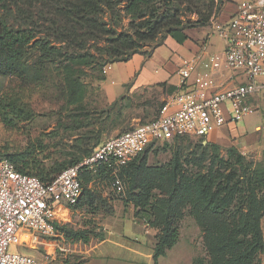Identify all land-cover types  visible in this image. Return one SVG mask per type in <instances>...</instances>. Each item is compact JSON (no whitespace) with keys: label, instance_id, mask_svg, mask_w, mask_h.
<instances>
[{"label":"rangeland","instance_id":"1","mask_svg":"<svg viewBox=\"0 0 264 264\" xmlns=\"http://www.w3.org/2000/svg\"><path fill=\"white\" fill-rule=\"evenodd\" d=\"M125 5L119 6V17L111 12L104 15V21L112 31L107 38L134 35L136 29L132 25L140 22H134L125 14ZM179 8L175 15L188 23L199 20L201 13H206V7L184 2ZM16 12L13 9L8 16L9 13L6 15L2 11L0 19L7 20L11 27L23 26L25 17L22 20ZM35 20L33 15L30 21ZM210 33L211 47L220 49L222 39L219 34L213 30ZM51 45L55 46L54 43ZM152 45L153 42L142 41L136 47L144 54ZM98 46L103 48L106 43ZM33 48L23 62H8L0 69V149L3 150L0 158L9 159L11 154L53 132L56 133V142L60 140L67 150L77 153L91 151L98 143L155 119L164 105L165 89L161 85L145 93L132 95L127 92L110 104L102 84L106 80L104 68L112 63L111 60L102 68L82 67L76 76L78 81L73 83L75 77L71 82L66 81L68 72L60 69L58 64L42 59L38 49ZM120 64H113V73H117ZM72 84L75 86L73 96L69 91ZM10 98L22 100L21 103L28 105L34 116L30 120L14 119L8 110ZM250 115L257 118V122L246 125L240 122L238 128L243 134L225 132L217 141L208 138L171 141L149 150L125 167L95 169L83 175V198L79 205L70 208V213L61 214L65 219L61 221L57 234L47 239L44 247L30 246L17 251L28 253L47 264H79L71 255L76 244L80 243L68 235L72 229L91 230V239L104 237V230L109 226H115L116 230H155L157 236L161 232L155 226L161 210V202L157 198L160 194L163 197L173 194L190 175L207 176L216 171L220 160L229 159L232 149L244 156L248 163L253 162L255 167L260 163L264 167V122L260 113ZM256 124L261 126L255 130ZM214 147H218L217 153ZM177 204L175 208L181 214L178 223L180 238L168 264H193L197 258L208 257V246L216 244L233 222L234 215L212 214L204 198L195 195L188 187L177 196ZM262 229L264 232V218ZM256 262L264 264V252L259 254Z\"/></svg>","mask_w":264,"mask_h":264},{"label":"trees","instance_id":"2","mask_svg":"<svg viewBox=\"0 0 264 264\" xmlns=\"http://www.w3.org/2000/svg\"><path fill=\"white\" fill-rule=\"evenodd\" d=\"M183 2L206 7V13H201L200 19L195 22H184L175 15ZM123 3H126L123 8L125 14L140 23L132 25L136 29L134 35L107 38L112 31L105 23L104 15L111 12L119 17V6ZM221 7L222 0H0V12L9 13L10 16L16 9L22 20L25 17L23 26L17 28L9 26L7 20L0 19V69L8 62H23L29 51L36 47L42 59L58 64L60 69L68 72L66 81L75 77V83L82 67L102 68L109 60L111 64L129 62L137 54L150 57L168 37L183 44L189 39L187 31L210 27ZM33 15L36 20L30 21ZM142 41L153 42L150 50L144 54L136 47ZM102 42L106 43L103 48L98 46ZM69 91L73 96L74 84ZM21 102L10 98L8 110L18 121L30 120L33 112ZM177 140L185 142L193 139L180 137L173 141ZM105 141L98 143L91 151L77 153L64 148L60 140L56 142V133L53 132L8 157L21 173L51 183L64 170L91 156L94 149ZM214 150L217 153L218 147H214ZM2 151L0 149V155ZM219 164V168L207 176L190 175L185 183L175 188L173 194H166L165 197L160 194L157 197L161 210L155 226L161 232L156 236V264L178 244L181 214L175 206L178 205L177 196L185 187L194 191L195 195H201L212 214L234 215L233 222L223 231L216 244L208 246V257L197 258L193 264H257L259 254L264 252V167L261 163L256 167L253 162L248 163L235 149L229 151L228 160H220ZM104 168L107 167L98 169ZM88 173L90 171L86 170L80 173L83 195V175ZM149 198L148 195L147 202ZM57 228L60 229L58 224ZM67 233L73 241L83 243L90 242L92 237L91 230L72 229Z\"/></svg>","mask_w":264,"mask_h":264},{"label":"built area","instance_id":"3","mask_svg":"<svg viewBox=\"0 0 264 264\" xmlns=\"http://www.w3.org/2000/svg\"><path fill=\"white\" fill-rule=\"evenodd\" d=\"M232 1L238 8L236 15L212 28L225 40L226 50L183 60L178 73L184 86L164 102L155 119L106 140L51 183L21 173L12 161L0 158V264H47L17 250L44 247L57 234L56 207L79 203L81 171L125 167L159 144L180 137L208 138L237 126L254 112L247 99L260 90L258 81L264 75V0ZM112 68L113 64L107 65L104 74ZM226 70L243 72L248 82L225 88L236 79V74ZM193 76L195 84L185 88Z\"/></svg>","mask_w":264,"mask_h":264},{"label":"crops","instance_id":"4","mask_svg":"<svg viewBox=\"0 0 264 264\" xmlns=\"http://www.w3.org/2000/svg\"><path fill=\"white\" fill-rule=\"evenodd\" d=\"M255 1V0H253ZM238 11L237 5L232 0H222L220 13L214 18L212 27L215 24L228 23ZM211 28H201L186 32L189 39L183 44H179L175 39L169 37L164 44L153 52L150 57L137 54L129 62H122L117 73L112 68L106 75V80L102 84V89L108 97V102L114 103L127 92L129 94L145 93L151 91L156 86L164 87V102L171 96L178 93L184 86L178 70L183 60L195 58L198 54L205 52L208 54L224 53L226 50L225 40L222 39V47L213 50L211 47ZM214 33V31H213ZM228 74L233 72L225 71ZM227 74V75H228ZM236 79L227 82L225 88L237 84L247 83V77L243 72H234ZM260 90L247 99V104L254 110L252 115L260 113L264 122V75L259 78ZM195 76L185 82V88L193 87ZM148 122V121H147ZM244 124H253L257 118L247 115ZM261 126L255 125V130ZM233 134L244 132L237 126H228L208 137L209 140H221L223 134ZM60 207L59 212L57 209ZM70 206L59 204L56 207L58 225L65 218L63 213H70ZM63 210V211H62ZM61 212V213H60ZM60 213V214H59ZM68 217V216H66ZM135 223V222H134ZM138 226L137 223H135ZM104 230L102 239L92 238L88 243H77L72 254L81 264H156L154 261V249L157 243L155 230H116L115 226H109ZM58 230V228H57ZM175 247L168 252V256L161 257L158 264H168ZM174 264H177L174 262Z\"/></svg>","mask_w":264,"mask_h":264},{"label":"bare ground","instance_id":"5","mask_svg":"<svg viewBox=\"0 0 264 264\" xmlns=\"http://www.w3.org/2000/svg\"><path fill=\"white\" fill-rule=\"evenodd\" d=\"M57 219V218H56Z\"/></svg>","mask_w":264,"mask_h":264}]
</instances>
